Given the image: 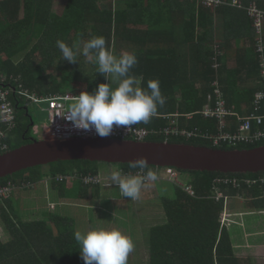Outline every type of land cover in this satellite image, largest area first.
I'll return each mask as SVG.
<instances>
[{
    "label": "trees",
    "instance_id": "1",
    "mask_svg": "<svg viewBox=\"0 0 264 264\" xmlns=\"http://www.w3.org/2000/svg\"><path fill=\"white\" fill-rule=\"evenodd\" d=\"M222 1L221 6L207 8L199 1L190 0H67L62 14L58 15L53 12L54 0H0V88L18 90L20 86L41 97L92 92L98 84L107 82L99 74L95 59L89 60L78 54L80 66L77 67L76 62L64 61L56 41L63 40L69 46L79 41L82 48L90 38L103 36L113 54L119 56L128 52L136 55L138 62L131 71L142 78V87L146 88L148 80L159 81L166 103L158 108L148 124H136L155 131L144 141L228 151L264 146V138L255 144L216 147L205 138H167L159 132L169 125L167 116H177L179 127L216 135L219 119L205 116L204 111L215 107L217 90L222 92L226 108L233 112L226 118L227 130L235 131L238 118L253 111L255 94L263 86L255 30L248 8L255 4L264 12V0H238L241 7L232 6L233 0ZM218 18L221 19V35L217 39ZM239 39H243L244 46L234 51L233 43ZM231 62L235 63L233 69L229 67ZM216 64L218 68L214 69ZM115 86L113 83L112 87ZM11 102L15 106V126L3 141L7 150H2L0 144V155L35 139L30 104L17 94H11ZM6 130L7 126L0 122V131ZM102 164L83 160L59 161L1 179L0 187L10 182L15 187L9 198L0 199L3 231L0 264H84L74 239V224L69 217L55 212V203L50 202L54 208L47 209L41 221L25 223L21 221V208L12 196L47 181L58 193L59 200L98 197L100 184L86 185L82 180L100 177L99 165ZM104 165L119 169L122 175L139 172L129 168V164ZM148 168L158 179L166 170L154 166ZM175 170L179 174L192 175L189 184L185 185L191 186L194 195L173 183L175 196H160L163 220L151 227L145 237L148 260L135 264H253L250 256L241 257L235 248L241 225L233 222L226 226L222 219L225 209L237 208L233 199H243L242 209L264 207V186L248 187L242 182L264 173ZM72 175H75L72 180L58 179ZM218 179L229 183H217ZM235 180L241 184L234 185ZM151 183L149 181L147 187ZM146 193L150 195L148 189ZM218 194L222 197L218 198ZM137 244L134 242L135 252Z\"/></svg>",
    "mask_w": 264,
    "mask_h": 264
},
{
    "label": "clouds",
    "instance_id": "2",
    "mask_svg": "<svg viewBox=\"0 0 264 264\" xmlns=\"http://www.w3.org/2000/svg\"><path fill=\"white\" fill-rule=\"evenodd\" d=\"M56 47L69 63L77 62L78 54L89 60L94 58L99 74L107 81L98 84L92 92L81 91L67 105L63 119L69 122L71 131L109 138L115 129L148 124L158 108L165 105L158 80H148L145 88L141 86L142 78L132 74L131 70L138 62L136 55L128 52L119 56L113 54L103 36L90 38L82 48L79 41L69 46L58 39ZM113 83L115 87H112ZM129 168L137 169L139 173L122 175L117 169L111 172L110 179L123 198L136 201L148 182H155L158 176L148 168L146 157L130 161ZM74 239L84 264H128L129 254L134 249L133 240L119 229L76 231Z\"/></svg>",
    "mask_w": 264,
    "mask_h": 264
},
{
    "label": "rangeland",
    "instance_id": "3",
    "mask_svg": "<svg viewBox=\"0 0 264 264\" xmlns=\"http://www.w3.org/2000/svg\"><path fill=\"white\" fill-rule=\"evenodd\" d=\"M66 2L67 0H54L53 10L60 14ZM86 62L87 67H89V62ZM76 66H80L79 60L76 62ZM89 68L87 71H89ZM43 107L30 105V114L39 130V134L34 136L36 140L44 138L49 140V136L47 135L42 138L43 130L49 128L48 114L43 110ZM114 166L117 167L118 165ZM110 168L104 164L99 165V175L103 181L98 188V197L93 195L92 198L90 197L86 200H80L74 197L59 200L53 196L46 199V193L43 190H47V193L49 192L50 185L47 181L37 184L33 189L23 190V192L20 191L21 195L18 194L17 196H19V207L21 208L20 212H22L21 221L25 223L41 221L43 219V213L51 208L50 202H52L56 206L55 212L69 217L74 224L75 232H86L99 228L108 230L119 229L122 233L134 240L135 243H138V250L136 252L133 250L129 254L128 258L130 260L128 259V264L146 262L148 260V250L144 246L145 237L148 235L149 229L160 224L164 217L163 207L159 198L163 196L173 198L175 196V187L173 182L164 181L169 180V177H165V174L162 172V177L165 179L161 181L160 179L156 180L157 183L152 182L149 187L143 188L139 201L134 202L130 198H123L118 187L112 183L110 173L114 170L111 171ZM115 170L117 169L115 168ZM191 179L192 175L190 174H179V181L184 185L189 184ZM147 189L150 195L146 193ZM34 192H37V194ZM232 202L237 206L235 210L242 212L225 209L222 219L223 225L229 226L233 222L243 225L242 222H248L250 213L242 210L243 199H233ZM2 234L3 231L0 226V235L2 236ZM255 257L257 259L253 260V264H264V260L261 259L263 256Z\"/></svg>",
    "mask_w": 264,
    "mask_h": 264
},
{
    "label": "built area",
    "instance_id": "4",
    "mask_svg": "<svg viewBox=\"0 0 264 264\" xmlns=\"http://www.w3.org/2000/svg\"><path fill=\"white\" fill-rule=\"evenodd\" d=\"M199 1L201 5L207 8H215L224 4L222 0H190ZM232 6L241 7V3L238 0L232 1ZM249 15L253 21V27L255 30L256 40V53L258 56V67L260 83L263 86L262 90L255 94L253 102V111L246 116H240L238 118V126L235 131L227 130L228 125L226 118L232 115V110L226 108V102L221 91L217 90L215 95L216 105L214 108H208L204 111L205 116L214 117L219 119V128L216 135L200 134L199 131L188 130L186 128L179 127V121L176 117L166 118L170 119L169 125L162 128L159 132L161 135L169 138L171 136H182L187 138H205L210 140L214 146L219 147L223 144L228 146H237L239 144H255L264 138V12L260 11L255 4L250 5L248 8ZM217 64L214 69H217ZM214 86L217 87L216 84ZM11 94H17L19 97L25 98L30 105L44 106L43 110L48 114L49 128L43 130L42 138L46 135L49 136V140H69L73 138H99L93 134L78 133L70 130L69 122H66L63 117L67 110L68 103H71L75 96H53V97H41L29 91L22 90L18 86V90L3 89L0 88V122L7 126L6 131H0V144L2 150H7V146L3 144L6 140L8 132L12 131L15 126V106L11 102ZM189 118V117H188ZM155 131H150L144 127H138L133 125L127 129H115L113 135L109 138L116 139H130L135 138L136 141H144L146 137L153 134ZM39 130L36 127L34 135H38ZM45 139V138H44ZM139 172L135 173L138 174ZM131 174V175H135ZM129 175V174H128ZM165 175L169 177V180L176 185H179L183 190L191 195L194 192L191 191V186H186L179 181V173L173 168H166ZM75 175L58 177L59 181L72 180ZM103 179L100 177L85 178L82 180L84 184H102ZM217 183H229L228 180L218 179ZM246 186L251 187L253 185L264 186V175L257 178L244 179L242 181ZM234 185L241 184L238 181H233ZM14 184L11 182L6 186L0 187V199H7L14 189ZM222 197L218 194V198ZM51 208L54 205L50 204Z\"/></svg>",
    "mask_w": 264,
    "mask_h": 264
},
{
    "label": "water",
    "instance_id": "5",
    "mask_svg": "<svg viewBox=\"0 0 264 264\" xmlns=\"http://www.w3.org/2000/svg\"><path fill=\"white\" fill-rule=\"evenodd\" d=\"M30 119L34 127V121ZM138 157H146L148 166L174 168L184 172L264 173V146L228 151L205 146L116 138L33 139L29 144L0 155V180L23 170L59 161L83 160L121 165L129 164Z\"/></svg>",
    "mask_w": 264,
    "mask_h": 264
},
{
    "label": "crops",
    "instance_id": "6",
    "mask_svg": "<svg viewBox=\"0 0 264 264\" xmlns=\"http://www.w3.org/2000/svg\"><path fill=\"white\" fill-rule=\"evenodd\" d=\"M55 14L61 15L62 12L59 14L53 10ZM220 21L221 19H217V27H218V32H217V39L220 38L221 31H220ZM264 29V26H263ZM244 46V41L243 39H239L234 41L233 43V48L234 51L238 50L239 47ZM229 67L233 69L235 67V63L231 62L229 64ZM60 96V95H58ZM110 170H115V168H110ZM165 174V173H164ZM160 180H164L165 178L162 177V173L160 174ZM166 177V175H165ZM159 180V179H158ZM168 181V180H164ZM46 187V186H45ZM37 191V190H36ZM41 191V190H40ZM23 192V191H22ZM43 192L46 193V199L49 197H57V192H55L53 189L49 188V192L47 193V190ZM37 194V192H34ZM21 195V192L18 191L16 194H13L12 197L18 202L19 200L17 195ZM16 195V196H15ZM35 195V194H33ZM59 196V195H58ZM237 209V208H236ZM243 211L249 212L250 213V219L246 223L242 222L241 229L240 230V235L239 238L235 241V248L237 249V254H239L241 257H248L250 256L252 258V261L254 259H257L255 256H263L261 259L264 260V207H259L251 210H246L242 209ZM231 211V210H230ZM233 211V210H232ZM236 212H242L240 210H235ZM239 225V224H238ZM236 239V238H233ZM247 255V256H246Z\"/></svg>",
    "mask_w": 264,
    "mask_h": 264
}]
</instances>
